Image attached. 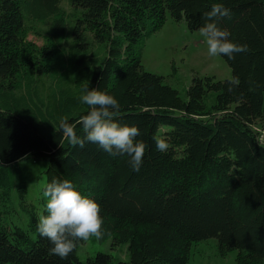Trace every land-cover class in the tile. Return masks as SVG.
Instances as JSON below:
<instances>
[{
	"label": "trees",
	"instance_id": "16d2710c",
	"mask_svg": "<svg viewBox=\"0 0 264 264\" xmlns=\"http://www.w3.org/2000/svg\"><path fill=\"white\" fill-rule=\"evenodd\" d=\"M214 2L0 0V264H188L193 243L210 237L221 256L237 250L236 264H264V142L254 126L264 121V0H224L231 14L208 18ZM168 14L191 30L215 20L246 43V51L222 55L232 77L195 74L181 95L147 70L145 41ZM28 20L49 22L65 72L49 73L47 50L25 39ZM85 85L114 93L116 119L141 129L138 171L126 154L90 141L73 146L58 130L61 115L79 130ZM26 156L46 163L38 203L23 179L13 197L9 167ZM53 178L71 179L101 203L104 234L89 239L126 246V257L99 249L82 258L85 241L64 259L49 252L36 225Z\"/></svg>",
	"mask_w": 264,
	"mask_h": 264
},
{
	"label": "clouds",
	"instance_id": "9594fccd",
	"mask_svg": "<svg viewBox=\"0 0 264 264\" xmlns=\"http://www.w3.org/2000/svg\"><path fill=\"white\" fill-rule=\"evenodd\" d=\"M230 14L231 9L225 6L224 0H215L205 16L226 17ZM199 33L206 42L210 57L224 55L232 58L235 53L248 48L246 43L231 39L229 30L212 19L200 27ZM78 100L87 106V111L77 121L79 130L70 122L68 115L59 117L58 130L73 146L83 147L86 141H90L111 155L126 154L131 168L138 171L145 152V144L139 138L141 129L134 123H121L116 119L122 107L117 96L98 87L85 85ZM156 148L164 151L167 145L158 140ZM42 195L46 198V213L40 215L36 230L51 243V254L61 259L67 258L80 241L92 236H103L101 203L83 194L71 179L53 178L44 187Z\"/></svg>",
	"mask_w": 264,
	"mask_h": 264
},
{
	"label": "rangeland",
	"instance_id": "374dc122",
	"mask_svg": "<svg viewBox=\"0 0 264 264\" xmlns=\"http://www.w3.org/2000/svg\"><path fill=\"white\" fill-rule=\"evenodd\" d=\"M65 7L69 6L65 4ZM48 27L49 22L28 20L24 23L23 33L30 45L47 50V60L49 59L51 71L49 73L58 75L59 72L67 70V57L64 52L57 51L51 44ZM27 58L30 63L31 57ZM37 59L39 58L34 57L32 60L35 63ZM142 60L147 70L164 75L166 82L178 88L181 95L185 94V89L195 74H209L220 79L233 75L231 66L222 55L210 57L207 54V45L199 29L191 30L185 20L176 21L169 14L164 25L146 39ZM254 126L259 128L264 138V121L258 120ZM45 166V161L31 156L18 159L10 165L15 200V187L23 179L26 182L30 200L38 203L37 199L45 180L43 173ZM15 204L18 206V200ZM99 249L112 250L115 255L126 257V246L112 249L110 239L97 241L95 238L83 242L79 254L82 258H86L87 255ZM236 254L237 250H232L226 256L219 255L216 250V238H205L193 243L188 264H236Z\"/></svg>",
	"mask_w": 264,
	"mask_h": 264
},
{
	"label": "built area",
	"instance_id": "2783aa9c",
	"mask_svg": "<svg viewBox=\"0 0 264 264\" xmlns=\"http://www.w3.org/2000/svg\"><path fill=\"white\" fill-rule=\"evenodd\" d=\"M261 138H262V139H261V140H262V142H264V138L262 137V134H261Z\"/></svg>",
	"mask_w": 264,
	"mask_h": 264
}]
</instances>
